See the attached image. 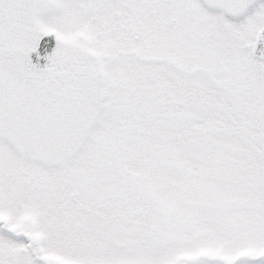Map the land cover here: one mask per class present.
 Returning <instances> with one entry per match:
<instances>
[{
    "label": "snow or ice",
    "instance_id": "obj_1",
    "mask_svg": "<svg viewBox=\"0 0 264 264\" xmlns=\"http://www.w3.org/2000/svg\"><path fill=\"white\" fill-rule=\"evenodd\" d=\"M0 264H264V0H0Z\"/></svg>",
    "mask_w": 264,
    "mask_h": 264
}]
</instances>
